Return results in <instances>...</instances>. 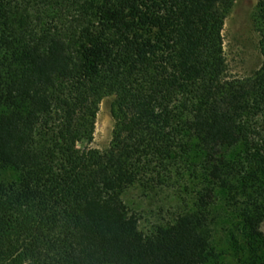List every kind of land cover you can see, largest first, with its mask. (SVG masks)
<instances>
[{
	"label": "trees",
	"instance_id": "obj_1",
	"mask_svg": "<svg viewBox=\"0 0 264 264\" xmlns=\"http://www.w3.org/2000/svg\"><path fill=\"white\" fill-rule=\"evenodd\" d=\"M233 2L0 0V264H209L221 221L264 251V62L228 78ZM107 96L110 147L80 149ZM185 175L193 207L144 234L123 193Z\"/></svg>",
	"mask_w": 264,
	"mask_h": 264
},
{
	"label": "rangeland",
	"instance_id": "obj_2",
	"mask_svg": "<svg viewBox=\"0 0 264 264\" xmlns=\"http://www.w3.org/2000/svg\"><path fill=\"white\" fill-rule=\"evenodd\" d=\"M223 48L229 79L247 78L255 74L264 62L263 26L258 19V0H234L223 27ZM114 96L104 97L99 104L94 140L83 141L80 149L91 147L107 150L115 127ZM11 177V174H7ZM198 181L188 175L174 184L154 191L135 185L127 189L122 199L128 210L139 219V228L150 234L155 227L172 222L183 211L193 207ZM264 231V224L262 226ZM215 257L209 264H255L264 258V251L251 244L243 224L221 221L213 235Z\"/></svg>",
	"mask_w": 264,
	"mask_h": 264
}]
</instances>
